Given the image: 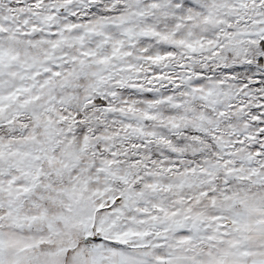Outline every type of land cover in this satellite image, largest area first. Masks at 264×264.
Instances as JSON below:
<instances>
[{"label":"snow or ice","instance_id":"obj_1","mask_svg":"<svg viewBox=\"0 0 264 264\" xmlns=\"http://www.w3.org/2000/svg\"><path fill=\"white\" fill-rule=\"evenodd\" d=\"M0 264H264V0H0Z\"/></svg>","mask_w":264,"mask_h":264}]
</instances>
